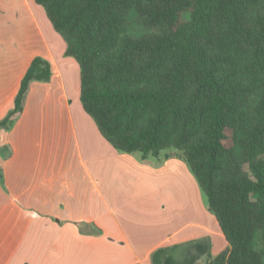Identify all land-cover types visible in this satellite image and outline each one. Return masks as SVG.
<instances>
[{
  "label": "trees",
  "instance_id": "obj_1",
  "mask_svg": "<svg viewBox=\"0 0 264 264\" xmlns=\"http://www.w3.org/2000/svg\"><path fill=\"white\" fill-rule=\"evenodd\" d=\"M36 2L80 65L81 101L102 135L120 152L183 159L230 243L216 255L205 239L161 247L154 264H264V0ZM133 10L147 30L138 37ZM50 76L35 58L0 127L31 81Z\"/></svg>",
  "mask_w": 264,
  "mask_h": 264
},
{
  "label": "crops",
  "instance_id": "obj_2",
  "mask_svg": "<svg viewBox=\"0 0 264 264\" xmlns=\"http://www.w3.org/2000/svg\"><path fill=\"white\" fill-rule=\"evenodd\" d=\"M36 0H0V264H154L161 247L230 243L188 164L175 155L118 151L81 101L77 59Z\"/></svg>",
  "mask_w": 264,
  "mask_h": 264
},
{
  "label": "rangeland",
  "instance_id": "obj_3",
  "mask_svg": "<svg viewBox=\"0 0 264 264\" xmlns=\"http://www.w3.org/2000/svg\"><path fill=\"white\" fill-rule=\"evenodd\" d=\"M188 16V14H186V17ZM129 18H130V24L128 27V31L131 35L138 37L141 34L147 32L145 26H144V22L143 20L137 15L136 11L133 10L130 12L129 14ZM260 96H256L254 98H252L249 101V108L252 109L253 106L255 105V103L257 102V100L259 99ZM89 116V115H88ZM205 257H201L199 259H197L195 262L191 263V264H204L205 262ZM182 264H189V263H182Z\"/></svg>",
  "mask_w": 264,
  "mask_h": 264
}]
</instances>
